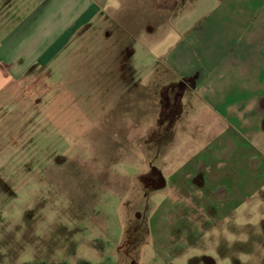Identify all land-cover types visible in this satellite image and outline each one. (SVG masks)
I'll return each instance as SVG.
<instances>
[{
	"label": "rangeland",
	"instance_id": "rangeland-1",
	"mask_svg": "<svg viewBox=\"0 0 264 264\" xmlns=\"http://www.w3.org/2000/svg\"><path fill=\"white\" fill-rule=\"evenodd\" d=\"M143 1L131 5L134 16L146 14ZM174 1L154 6L166 10ZM201 15L193 13L191 20ZM169 36L130 35L144 83L157 74L168 81L161 94L149 86L128 95L120 83L125 92L113 101L105 81H54L51 94L66 86L74 98L48 104L51 95L40 97L43 110L28 115L26 125L21 114L3 116L0 144L6 142L12 154L0 157V264H254L249 255H238L236 244L248 245L250 237L264 242V192L237 212L242 227L236 233L228 232V222L223 231L215 220H193L191 206L171 203L178 194L171 195V175L197 150L193 140L184 130L176 138L169 127L137 128V118L144 116L148 126L154 111L167 122L169 105L176 104L173 91L181 86L173 83L167 57L179 36ZM136 87L130 83V90ZM139 108L144 113L138 116ZM59 121L67 127H58ZM175 141L182 144L178 157Z\"/></svg>",
	"mask_w": 264,
	"mask_h": 264
},
{
	"label": "crops",
	"instance_id": "crops-1",
	"mask_svg": "<svg viewBox=\"0 0 264 264\" xmlns=\"http://www.w3.org/2000/svg\"><path fill=\"white\" fill-rule=\"evenodd\" d=\"M134 2L0 0V126L3 116L11 114H21L24 125L31 122L28 115L43 110L40 97L51 95L48 104L58 97L74 98L66 86L51 94L54 81H105L113 101L125 92L120 83L128 95L139 96L149 86L161 94L168 81L157 74L144 83L130 35L165 39L175 34L179 40L170 45L167 59L173 83L181 86L173 91L176 104L170 103L167 122H159L161 111H154L157 121L146 126L142 116L137 128L169 127L176 138L178 131H186L197 150L171 175V195L178 193L171 203L191 206L193 220H215L223 231L228 222V232L236 233L242 227L237 212L264 192V0H175L166 10L154 6L156 0H144L146 14L138 17L129 10ZM194 11L202 15L193 22ZM151 17L153 23L147 20ZM131 82H137L134 90ZM140 110L138 116L144 113ZM58 127L67 125L59 121ZM6 131L8 139L12 133ZM179 145L171 144L173 156L182 151ZM7 146L0 144V157L12 154ZM194 209L199 212L195 216ZM226 240L224 234L222 244ZM246 241L234 243L238 255L264 264V242Z\"/></svg>",
	"mask_w": 264,
	"mask_h": 264
},
{
	"label": "flooded vegetation",
	"instance_id": "flooded-vegetation-1",
	"mask_svg": "<svg viewBox=\"0 0 264 264\" xmlns=\"http://www.w3.org/2000/svg\"><path fill=\"white\" fill-rule=\"evenodd\" d=\"M206 260V259H205Z\"/></svg>",
	"mask_w": 264,
	"mask_h": 264
}]
</instances>
